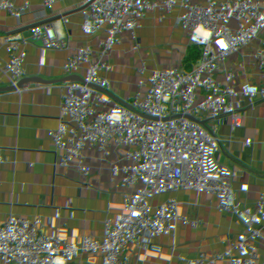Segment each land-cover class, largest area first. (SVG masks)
I'll use <instances>...</instances> for the list:
<instances>
[{
    "label": "built area",
    "instance_id": "2783aa9c",
    "mask_svg": "<svg viewBox=\"0 0 264 264\" xmlns=\"http://www.w3.org/2000/svg\"><path fill=\"white\" fill-rule=\"evenodd\" d=\"M160 1H111L108 20L112 36L92 46L88 56L91 64L102 70L89 73L79 91L86 97L119 101L123 107L135 106L137 130L120 128L116 122L105 125L97 116L78 127L59 124L49 105H28L24 117L2 128L0 141L3 142L31 124H38L41 165L49 168L58 162L62 164L53 176L37 177L24 189L20 200L25 213L20 222L17 255L6 264H171L157 253L163 249L176 253L187 248L190 260L198 257L199 236L194 231L204 237L212 236L215 230L233 232L235 223L226 215L194 216L193 205L184 200V194L225 161L246 133L252 136L246 139L250 147L257 149L264 144V78L258 80L256 100L241 105L233 102L219 80L210 76V69L219 61L237 52L248 54L252 49L244 40L220 41L223 30L231 27V15L237 10L233 2L220 0L222 7L210 26L197 34L174 30L162 40L163 50L158 56L160 73L168 84L174 76H182L186 99L175 100L167 87L161 86L151 90L153 98L148 103L130 97L131 70L137 61L148 56L140 42L149 34L151 20L167 27L171 24L168 15L155 17ZM257 15L264 17L263 7ZM256 29L264 32L260 24ZM11 93L14 90L0 82V100L6 102ZM212 96L228 104L217 125L175 130L185 120L202 115L192 98L199 97L206 104ZM222 122L227 123L225 135L219 128ZM133 138L140 141L134 155L144 164L147 174L158 180L157 191L148 202L134 197L111 201L83 235L71 233L64 224L68 219L66 188L77 174L78 166L92 165L107 142L116 139L128 143ZM225 174L223 171L221 182L212 186L216 200L228 204L243 199L245 189L227 184ZM22 179L25 175L11 160L0 156V184ZM257 187L256 181H251L246 190L255 193ZM103 199L100 195L94 202L101 206ZM37 202L40 207L33 210L31 207ZM179 203H182L181 211L175 208ZM243 226L246 232H261L264 212L248 214Z\"/></svg>",
    "mask_w": 264,
    "mask_h": 264
},
{
    "label": "crops",
    "instance_id": "0c3cea01",
    "mask_svg": "<svg viewBox=\"0 0 264 264\" xmlns=\"http://www.w3.org/2000/svg\"><path fill=\"white\" fill-rule=\"evenodd\" d=\"M111 1L0 0V82L14 90L6 102L0 100V132L5 125L24 117L28 105L51 106L57 122L71 127L85 125L92 116H97L105 125L116 122L120 128L137 130L135 106L123 107L119 101L107 102L99 96L79 94L87 75L102 70L92 65L88 56L92 46L112 36L108 20ZM228 1L237 10L231 15V27L223 30L220 41L244 40L252 49L248 54L229 55L216 63L209 74L219 80L233 102L248 105L256 100L258 80L264 78V32L256 29L258 24L264 27V17L257 15L259 8H264V0ZM221 7L220 0H161L155 17L168 15L171 24L167 27L151 20L149 34L140 42L148 56L137 61L131 70L130 97L139 103H148L153 98L151 90L161 86L167 87L175 100L186 99L185 79L176 75L168 84L160 73L158 56L163 50L162 40L174 30L197 34L216 20ZM192 101L202 115L185 120L176 131L217 125L219 116L228 109V104L216 96L208 98L206 104L199 97ZM219 128L223 135L227 133V123L222 122ZM40 134V126L31 124L9 141H0V156L9 158L25 175V179L0 184V264L14 260L17 255L20 222L25 213L20 200L24 189L37 177L53 176L62 166L61 162L49 168L41 165ZM251 137L246 133L225 161L184 194V200L193 205L194 216L226 215L235 223L232 233L236 239L228 231L215 230L212 236L204 237L196 230L198 257L190 260L187 248H180L176 253L161 250L159 253L171 264L264 263V229L259 233L246 232L243 226L248 214L264 212V144L257 149L250 147L246 139ZM139 142L136 138L128 143L114 139L104 145L92 165L78 166L77 174L66 188L69 201L68 219L64 224L71 233L83 235L111 201L132 197L142 201L144 181L152 177L134 155ZM15 148L16 151H11ZM223 171H226L227 184L245 189L243 199L228 204L216 200L212 186L221 182ZM251 181L258 185L255 193L246 190ZM100 195L104 199L97 206L94 200ZM181 205L175 206L177 211H181ZM39 207L37 202L31 208Z\"/></svg>",
    "mask_w": 264,
    "mask_h": 264
},
{
    "label": "trees",
    "instance_id": "16d2710c",
    "mask_svg": "<svg viewBox=\"0 0 264 264\" xmlns=\"http://www.w3.org/2000/svg\"><path fill=\"white\" fill-rule=\"evenodd\" d=\"M159 182L155 178H146L141 190V199L143 202H148L151 196L157 191Z\"/></svg>",
    "mask_w": 264,
    "mask_h": 264
},
{
    "label": "water",
    "instance_id": "95a60500",
    "mask_svg": "<svg viewBox=\"0 0 264 264\" xmlns=\"http://www.w3.org/2000/svg\"><path fill=\"white\" fill-rule=\"evenodd\" d=\"M59 124H61V123H59ZM17 150V148H15L14 150H11V151H16ZM77 234L79 235V233L77 232ZM149 251H152V250H149ZM152 252H154V251H152ZM155 253H157V252H155ZM157 255L158 256H160V257H162V255L160 254V253H157ZM163 258V257H162Z\"/></svg>",
    "mask_w": 264,
    "mask_h": 264
}]
</instances>
